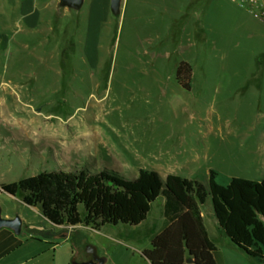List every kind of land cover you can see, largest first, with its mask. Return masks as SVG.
I'll return each instance as SVG.
<instances>
[{
	"label": "rangeland",
	"instance_id": "1",
	"mask_svg": "<svg viewBox=\"0 0 264 264\" xmlns=\"http://www.w3.org/2000/svg\"><path fill=\"white\" fill-rule=\"evenodd\" d=\"M88 3L79 13L46 14L51 30L23 29L0 61V185L74 167L135 179L172 156L181 170L197 151L203 160L187 169L197 180L206 167L222 182L264 176L243 165L220 170L221 160L239 161L264 136V94L256 92L264 88V0H125L120 20L109 11L92 29ZM184 62L190 90L177 79ZM164 200L141 226L82 228L61 238L58 260L74 264L93 249L104 264H151L143 252L162 228ZM0 206L3 217L36 230L51 225L39 208L1 189ZM208 209L219 264H264L217 236Z\"/></svg>",
	"mask_w": 264,
	"mask_h": 264
},
{
	"label": "trees",
	"instance_id": "2",
	"mask_svg": "<svg viewBox=\"0 0 264 264\" xmlns=\"http://www.w3.org/2000/svg\"><path fill=\"white\" fill-rule=\"evenodd\" d=\"M191 66L182 63L177 79L191 89ZM0 189L39 208L54 226L80 225L99 231L107 225L139 226L152 205L166 198L168 225L143 252L151 264H218V248L209 237L201 207L210 199L215 218L231 242L252 258L264 259V180L233 178L222 186L211 171L208 185L171 174L163 179L142 169L129 179L109 169L42 172Z\"/></svg>",
	"mask_w": 264,
	"mask_h": 264
},
{
	"label": "crops",
	"instance_id": "3",
	"mask_svg": "<svg viewBox=\"0 0 264 264\" xmlns=\"http://www.w3.org/2000/svg\"><path fill=\"white\" fill-rule=\"evenodd\" d=\"M87 1L89 2L88 16H89L90 29H92L93 27L98 28L100 23L105 21V19H107L108 13L110 11V0H86L85 4ZM60 11L61 10L59 9V0H0V61H2L4 57L8 56V47L12 46L16 42L15 40L16 35L20 31H22L25 28H27L28 31L30 30L37 31V29H39L44 24H47V29L51 30L52 27H50V23L53 20V18L52 19L46 18V14L50 13L54 15L56 14V12H60ZM64 12H69V11L64 10ZM21 46H23L25 49L29 48V45L27 43H22ZM256 92L258 94H264V88L263 89L258 88L256 89ZM261 103H262V98L259 99V104ZM260 107H261L260 109H264V102ZM217 136L218 139L220 138V141H223L226 138L225 136L221 137L220 134H218ZM260 138L264 140V136ZM251 139L252 136L250 135L245 137V140L249 142ZM261 139L260 140L256 139V141L252 140L248 152H245V155L243 156V158L239 159V161L234 162L231 161V159L221 160L220 163L222 165V168L224 169H220V170L222 172L229 173V171L227 170L228 168H233V167L237 168L238 165H243L246 168V171L249 173L251 172L255 174H264V144H262L263 141H261ZM258 143H260V145ZM173 160L174 158L172 156L170 161H166V162L155 161L153 163L152 166L153 168L151 170L158 172L163 179H166L167 176L171 174H175L190 180L198 181L204 186L208 185L211 171L216 173V181L218 184L222 186H227L228 184H230L233 178H243L240 176L232 175L222 182L219 181L218 179V175L220 174V171L218 169L206 167L204 173L205 175L204 180L202 181L197 180L195 178V173L187 169H188V165L190 166V164H195V163L198 164L200 163V161L203 160V155H201V153L198 151L195 152V155H193L192 153L187 155L186 158L187 162L181 168V170L186 169L187 172H184V174H181L182 172H180L181 170H179L180 167L171 166V164L173 163L175 164L178 163V162H173ZM139 172L140 171H138L137 173L139 174ZM244 179L261 182L264 180V176L260 178H244ZM207 203H211V201L208 200L206 204ZM165 204H166V198L163 201L164 208H165ZM206 204H204L201 207L202 217L206 229L208 231L209 237L214 243L213 234H211L209 230V226L206 222V216L204 215L203 212V207ZM208 210L209 212H211V216L214 218L215 225H213L214 228L213 226L212 228L216 229V235L225 237L227 241H229L230 239L227 237L225 232L220 228L215 218L213 207L212 209H208ZM163 215H164V222L162 224V228L160 232L168 225L165 218V214L163 213ZM5 217L10 219L15 218V216H12L10 214H7ZM21 219L23 221V229L20 235H16L10 229H0V264H64L63 262L60 263V260H58L59 259L58 253L61 250V248L65 246L64 245L65 243H60L58 240H60L61 238H65L67 242L69 241L70 233L82 228L88 230L92 229L91 227H87L85 225H80L76 228H70L69 226H54L51 224L50 227L49 226L47 227L45 225L43 229L36 230L35 228H33V226L30 223L26 221V219L24 218ZM24 230H26L25 233ZM214 237L216 236L214 235ZM92 250L93 249H88L87 253H89V255H83L82 259H80L78 262L82 263L91 260L93 257L91 252ZM218 253H219V248H218ZM73 258L74 260L77 259L75 255ZM218 264H219V259H218Z\"/></svg>",
	"mask_w": 264,
	"mask_h": 264
},
{
	"label": "water",
	"instance_id": "4",
	"mask_svg": "<svg viewBox=\"0 0 264 264\" xmlns=\"http://www.w3.org/2000/svg\"><path fill=\"white\" fill-rule=\"evenodd\" d=\"M86 0H59V9L61 11L68 10L69 12L79 13L85 4ZM124 0H110V12L116 20H120L123 12ZM2 191V190H1ZM0 229H10L16 235H20L23 229V221L20 217L13 219L5 218L2 214L0 206ZM92 259L86 262H76L74 264H104L105 260L96 257L95 251L92 250ZM192 263V262H189Z\"/></svg>",
	"mask_w": 264,
	"mask_h": 264
},
{
	"label": "built area",
	"instance_id": "5",
	"mask_svg": "<svg viewBox=\"0 0 264 264\" xmlns=\"http://www.w3.org/2000/svg\"><path fill=\"white\" fill-rule=\"evenodd\" d=\"M70 228H73V227H70Z\"/></svg>",
	"mask_w": 264,
	"mask_h": 264
}]
</instances>
